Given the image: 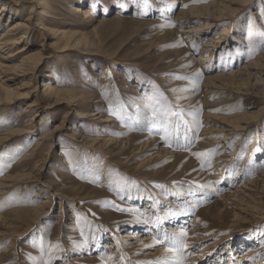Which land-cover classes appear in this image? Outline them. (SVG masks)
Returning a JSON list of instances; mask_svg holds the SVG:
<instances>
[{
	"label": "rangeland",
	"instance_id": "1",
	"mask_svg": "<svg viewBox=\"0 0 264 264\" xmlns=\"http://www.w3.org/2000/svg\"><path fill=\"white\" fill-rule=\"evenodd\" d=\"M46 1L53 18L45 25L72 41L44 51L50 59L29 81L30 97L0 99V264H34L41 244L52 264L163 261L171 257L166 244L150 245L181 229L183 264H264V0ZM31 7L24 0L19 8L27 16ZM76 7L90 17L76 16ZM202 22L199 38L184 34ZM40 35H31L30 53L42 48ZM207 44L212 59L198 66ZM235 71L243 78L226 76ZM222 73L227 78L207 85ZM48 81L67 92L66 102L43 100L35 113L27 105ZM20 83L0 80L12 89ZM154 93L185 113L202 106V126L185 115L193 130L185 140L181 127L179 149L163 133L110 114V105L123 106L135 117ZM224 125L235 134L226 146L213 144Z\"/></svg>",
	"mask_w": 264,
	"mask_h": 264
},
{
	"label": "bare ground",
	"instance_id": "2",
	"mask_svg": "<svg viewBox=\"0 0 264 264\" xmlns=\"http://www.w3.org/2000/svg\"><path fill=\"white\" fill-rule=\"evenodd\" d=\"M29 1L32 2L33 7H31L30 11L28 12V15L24 16L23 10L19 8L21 6V3L24 2V0H0V29H2L3 25L6 22L10 23V25L7 26L6 31H3L0 35V80H5L8 84H17L22 82L16 85V88L14 89L6 88L0 85V99H4V101L8 102L9 104H13L20 99L30 97L29 92L32 86L29 84V81L33 83V80H35L38 75V69L41 66L45 65L50 59V56H47L44 51L48 48L50 50L61 51L62 49L60 48H65L69 46L68 44H71L70 41H72L69 35L65 33L59 34L58 31H51L45 25L47 19L53 18L51 14L52 12L50 11V7L47 6L48 3L46 0ZM73 10L76 16L83 15L84 17H90V12L81 7H76V9ZM6 14H8L9 16L11 15V18L9 20L4 19ZM184 15L185 14H181L180 16H178V19L184 18ZM207 24V22H204L202 27L200 26L198 28H187L184 31V34L189 38L196 36L199 38L200 35L204 33V29ZM37 29L41 31L40 36L44 44L42 45L41 49H38V51L30 53L29 40L31 35ZM218 41L219 38H217L214 42L218 43ZM22 43H24V45L19 47L16 51H12L13 48L21 45ZM204 47L205 49L203 50L198 66L204 65L205 63L208 64L212 59V45L207 44ZM55 73L56 70L53 69V76L56 75ZM243 73L244 72L235 71L231 72L226 76L230 79H238L243 78ZM224 76V73L210 75L206 78V83L208 86H213L214 84L220 83L225 78H227L226 76ZM42 87L43 91L41 93H33L35 101H32L27 105L28 107L32 108L35 113H42L43 100L48 102L47 107H53L61 104L62 102H66L64 100V97L67 92L56 89V87L51 83V81L45 82ZM68 105L73 106V103L68 102ZM98 114L99 113L95 115L97 116ZM59 129L60 127L56 126L53 131L44 134L41 138V141L43 143L52 142V140L54 139L53 133ZM221 129L222 130L220 131L221 133H223V135L217 140L211 142L219 146H226L227 142H229L232 139V136L235 134L236 128L233 127V125H224V127H222ZM209 135L210 133H207L206 136ZM39 145L40 144H38L37 146ZM219 161L220 160H218L216 164H218ZM257 183L258 181L248 180L246 182V185H256ZM244 188H247V186H244ZM250 191L251 194L254 192L252 190ZM227 196L228 194L223 195V197ZM243 196L245 197V195ZM49 203L50 201L46 199L42 202V206H46ZM207 211L208 209L204 210V212L206 213ZM216 213L217 211H215L214 214ZM191 232H193L194 234L204 233L205 229L196 228L195 231ZM125 238L128 239L130 237L126 236ZM199 240L200 239H195L193 241L197 242ZM256 253H258V251L255 252V250H252L246 254V258ZM158 255H160V253H158L156 256Z\"/></svg>",
	"mask_w": 264,
	"mask_h": 264
},
{
	"label": "snow or ice",
	"instance_id": "3",
	"mask_svg": "<svg viewBox=\"0 0 264 264\" xmlns=\"http://www.w3.org/2000/svg\"><path fill=\"white\" fill-rule=\"evenodd\" d=\"M187 7V5H185ZM174 26V25H170ZM175 46V45H172ZM201 76L200 72L195 74L193 78L194 83L199 82V78ZM182 79H188V77H181ZM155 87V86H154ZM158 91V90H157ZM162 98V101L161 99ZM215 99V97H213ZM146 103L143 109H140L137 106V116L133 117L129 114L126 109L121 106L119 111L111 110L110 105V114L116 116L122 123L124 121H129L130 123L139 124L141 126L140 130H147L149 132L156 130L158 133H163L164 140L169 147L180 148L181 145L179 143L181 138V127L183 126L184 130V139H187L186 133L192 131V124L185 119V115L191 116L193 118V122L196 123L197 127L202 126L199 121V117L202 113V106L194 111H190L185 113V110L182 108L174 107L170 102H168L167 97H163V93H154L152 97L145 98ZM175 141V144L172 141ZM184 150H187V145L183 146ZM196 155H202L200 153ZM3 172L0 170V175ZM122 184L127 182V178L121 177ZM135 183V182H132ZM111 187V185H110ZM158 187H163V185H158ZM201 188H211L212 184L200 185ZM121 191H123V186H121ZM2 207V205H0ZM121 211H134L131 209H118ZM150 222V221H146ZM160 221L157 220V226L159 227ZM83 236V231L81 232ZM187 237V232L184 229H181L180 233L176 232H167L162 231L160 237L154 240L153 245L156 244H166L165 251L171 254L169 259H165L163 261H155V262H147V264H183L182 256L184 255V248L187 246L185 243ZM88 238L85 237V243H87ZM57 248L60 245L56 246ZM149 247V246H146ZM40 251L43 253L41 260L34 261V264H52V256L46 251L43 244L40 245ZM46 257V258H45ZM123 259V257H121Z\"/></svg>",
	"mask_w": 264,
	"mask_h": 264
}]
</instances>
